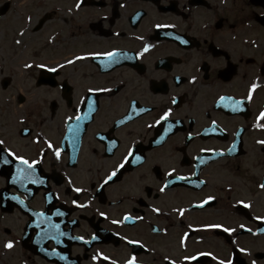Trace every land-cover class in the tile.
<instances>
[{
  "label": "flooded vegetation",
  "instance_id": "1",
  "mask_svg": "<svg viewBox=\"0 0 264 264\" xmlns=\"http://www.w3.org/2000/svg\"><path fill=\"white\" fill-rule=\"evenodd\" d=\"M0 264H264V0H0Z\"/></svg>",
  "mask_w": 264,
  "mask_h": 264
}]
</instances>
